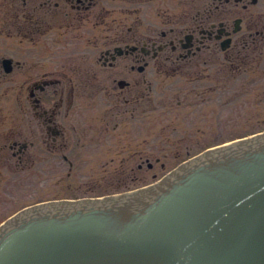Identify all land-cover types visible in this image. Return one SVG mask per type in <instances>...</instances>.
Returning <instances> with one entry per match:
<instances>
[{"label": "rangeland", "instance_id": "obj_1", "mask_svg": "<svg viewBox=\"0 0 264 264\" xmlns=\"http://www.w3.org/2000/svg\"><path fill=\"white\" fill-rule=\"evenodd\" d=\"M5 24L0 20V59L10 57L13 69L5 73L0 65V221L38 201L137 188L206 146L264 130V49L249 52L241 62L227 61L220 53L205 55L204 64H187L178 73H157L155 106L132 115L130 104L123 103L126 88L117 84L119 78L131 81L130 59L120 57L112 68L98 59L100 50L116 43L105 37L107 28H92L88 42L57 47L54 30L24 38ZM64 66L87 68L86 74H65L75 88L62 96L59 115L70 140L51 155L36 146L28 153L29 162L19 160L9 143L21 141L28 125L22 112L31 98L27 81L53 78ZM116 108L123 114L114 115Z\"/></svg>", "mask_w": 264, "mask_h": 264}, {"label": "water", "instance_id": "obj_2", "mask_svg": "<svg viewBox=\"0 0 264 264\" xmlns=\"http://www.w3.org/2000/svg\"><path fill=\"white\" fill-rule=\"evenodd\" d=\"M0 264H264V132L132 191L25 207L0 225Z\"/></svg>", "mask_w": 264, "mask_h": 264}, {"label": "flooded vegetation", "instance_id": "obj_3", "mask_svg": "<svg viewBox=\"0 0 264 264\" xmlns=\"http://www.w3.org/2000/svg\"><path fill=\"white\" fill-rule=\"evenodd\" d=\"M0 20L14 26L24 38L33 36V31L45 37L54 30L60 37L55 39L57 47L60 42L62 47L69 42L72 45L88 42L92 28L95 31L107 28L108 32L102 33L116 43L100 50L98 59L109 68L115 67L120 57L130 59L131 81L118 80L125 83L123 103L130 104L128 110L132 115L143 107L151 111L155 106V74L178 73L187 64L202 65L205 55L222 53L227 61L241 62L249 52L264 49V0H3ZM12 69L13 64L9 72ZM62 70L53 78L27 81L31 98L22 112L29 126L25 124L24 132L21 130V141L13 139L9 143L12 155L19 160L29 162L28 153L36 146L51 155L54 148L65 147L70 140L59 115L62 96L75 88L73 79L65 74H86L87 68L64 66ZM25 77L29 79L28 73ZM67 104L72 105L71 94L67 96ZM123 112L116 108L113 114ZM63 137L67 139L64 144Z\"/></svg>", "mask_w": 264, "mask_h": 264}]
</instances>
